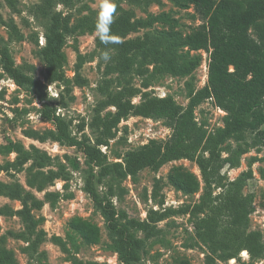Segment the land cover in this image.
I'll return each mask as SVG.
<instances>
[{"label":"trees","instance_id":"1","mask_svg":"<svg viewBox=\"0 0 264 264\" xmlns=\"http://www.w3.org/2000/svg\"><path fill=\"white\" fill-rule=\"evenodd\" d=\"M70 5L77 0H63ZM180 5H192L199 15L201 23L184 36L177 32L166 30L165 48L150 38L144 36L128 37L130 32L145 28L156 19L169 22L166 13L158 17L135 18L128 12H122L114 17L112 31L123 43L109 46L113 51L112 59L105 62L104 78L98 85V91L103 94L94 108L90 126L97 132L94 141L84 133V122L77 131L81 137L72 134L69 122L56 114L55 108L45 101L41 115L53 123L54 128L43 134H38L40 140L51 138L61 145L75 146L86 156L88 162L98 168L97 173L89 171L85 179L84 191L90 196L94 207L104 219L105 230L109 236V248L117 253L121 264H134L141 258L145 243L158 233L157 223L168 214L188 213L194 217V232L199 242L205 246V264H224L231 259L232 264H246L241 260L240 253L245 251L250 264L264 257V240L259 230L248 229L249 215L254 210L253 191L244 192L249 181L254 180L251 164L257 158L252 157L248 168L242 170L236 177L229 179L222 172L224 167L236 168L240 165L241 156L250 149L259 151L264 147V0H177ZM12 4V2H9ZM38 7L50 25L45 33V41L38 54L44 63L45 83L34 79L15 65L14 59L4 46L0 48V67L19 87L35 86L38 88V98L45 99L46 83L64 82L69 91L70 79L65 77L63 64L65 56L63 47L66 36L80 25L72 26L69 16L60 11ZM9 29L15 37H20V30L11 20ZM80 29H85L83 26ZM37 39H35V42ZM98 53L106 50L105 46L95 37ZM164 47V46H163ZM179 47L189 51L204 50L208 53L207 80L201 87L188 85L185 105L177 103L171 95H151L134 86L131 81L111 90V79L107 76L116 72H128L134 63L135 55L142 59L151 57L155 70L176 76L191 74L200 64L197 54L178 53ZM83 56L79 54L76 63V79L85 82L80 74ZM139 69V73H143ZM141 94L138 102L132 98ZM209 99L223 110L222 125L208 131L195 117V109L203 101ZM112 107L113 110L102 114V111ZM129 116H141L161 120L171 129L166 139H149L136 149L128 150L122 162L109 163L107 156L100 150V145H107L114 138L118 124ZM17 152L16 160L5 165L0 164V171H8L9 166L19 172L23 165L32 157L22 150L17 143L0 145V153L10 150ZM188 159L197 164L200 170L203 190L200 198L193 204L180 206L178 209H150L143 219L128 216L125 210H118L110 196V188L101 194L98 183L104 177L112 174L117 179L128 175L135 176L142 168L149 167L157 171L162 165L172 160ZM37 168L29 177L28 184L41 187L61 177L59 170L50 169L43 172L42 168L49 164L46 154H41L34 160ZM76 166V164H75ZM63 167V166H61ZM168 182L185 194H194L200 189V179L186 167L178 165L170 168L167 174ZM216 189H219L216 193ZM159 191L158 180L154 186L155 195ZM0 194L18 199L22 207L17 210L0 207V214H19L25 222L26 237L30 248L36 251L44 241V232H36L37 220L31 214V207H40L41 201L34 199L31 206L28 200L31 194L25 191L18 182L5 183L0 181ZM50 196L56 194L50 193ZM163 198L159 201L162 205ZM69 226L85 245L100 241V227L80 216L70 219ZM137 231L143 233L138 236ZM74 244L73 233H67ZM60 249L70 255L68 242L58 235L51 237ZM71 244V245H72ZM0 264H15L11 250L0 244ZM73 264H84L78 258ZM86 264H98L95 261ZM171 264H192L183 255L173 258Z\"/></svg>","mask_w":264,"mask_h":264},{"label":"rangeland","instance_id":"2","mask_svg":"<svg viewBox=\"0 0 264 264\" xmlns=\"http://www.w3.org/2000/svg\"><path fill=\"white\" fill-rule=\"evenodd\" d=\"M48 3L53 10L69 16L72 26L80 25L85 28L77 27L70 32L63 47L65 56L63 71L71 82L69 91L66 90L64 82L46 83L45 99L41 101L37 95V87L17 86L0 67V145L17 143L32 157L19 172H16L12 166H9L8 171L1 170L0 181L18 182L31 194L28 200L30 206L34 199L41 201L40 207H31V214L37 220L36 232L43 230L45 236L44 241L38 245L36 251H33L29 239L23 234L25 222L22 217L17 213L0 214V244L13 252L15 264H73L74 258L82 260L84 264L89 261L98 264H121L117 253L109 248L110 239L105 230L103 217L83 189L89 171L93 170L97 173L98 168L88 162L79 148L61 145L51 138L45 140L38 138V134L54 128L53 123L41 115L44 101L55 108L56 114L69 122L72 134L81 137L77 127L84 122V133L90 141L93 142L96 137L97 132L90 126V121L95 106L104 98L97 88L105 77V62L100 58L95 46L98 0H77L70 5H65L63 0H0V48L8 47L16 66L34 79L45 83L44 63L38 50L45 41L44 35L50 21L38 11V7L49 9ZM114 3L116 5L114 17L122 12H128L135 18L158 17L166 13L169 22L156 19L151 25L128 34V37L148 34L162 48L167 45L166 42L164 43L166 34L162 32L169 29L184 36L201 23L192 5H180L177 0H114ZM11 20L20 30L18 38L9 29ZM112 53L113 51H110V54ZM178 53L200 56V64L191 74L176 76L157 72L151 57L142 59L139 55H135L133 66L128 72L123 74L113 72L107 76L111 79V90L115 91L118 86L131 81L142 91H148L154 96L171 95L177 103L185 105L188 102L186 96L188 85L198 88L207 80L208 53L204 50L189 51L186 47H179ZM79 54L84 57L80 74L86 79L85 82L77 81L75 75ZM139 69L143 70V73H139ZM140 97L141 94H137L132 98V102H138ZM110 110L113 108L107 107L102 114ZM194 112L197 122L204 124L208 131L221 126L225 114L209 99L197 106ZM170 133L171 129L161 120L129 116L120 121L115 137L109 139L107 145H100V150L106 154L110 164L122 162L128 150L136 149L152 138L166 139ZM41 154H46L50 160L42 171L61 168V177L38 188L29 185L28 179L37 169L34 160ZM16 157L17 152L14 149L0 153V164L12 163ZM252 157L257 158L251 164L254 180L249 181L244 188L245 193L249 191L254 193V210L249 215L248 229L261 231L264 240V147L259 151L255 148L250 149L241 156L238 167H224L222 172L232 179L248 168ZM178 165L186 167L197 175L200 179L199 191L185 194L168 182L167 174L170 168ZM156 180L159 191L155 195ZM109 186L114 192L110 198L115 207L118 210H125L128 216L139 219L145 218L151 208L178 209L180 206L191 205L199 200L204 188L199 167L195 162L185 158L167 162L157 171L144 167L135 176L128 175L121 179L110 174L97 185L101 194L106 193ZM218 190L216 189L214 193ZM50 193L56 196H50ZM162 198L164 202L160 205L159 201ZM4 206L17 210L22 204L18 199L0 194V207ZM75 216L85 218L100 227L101 236L98 243L85 245L80 237L72 232L69 221ZM195 220L188 213L168 214L157 223L158 233L146 241L140 260L134 264H171L173 258L179 255L186 256L192 264H205L206 249L195 236ZM68 231L73 233L74 244L67 240ZM136 234L143 236L140 231ZM55 235L70 242L68 244L70 255L52 241L51 237ZM240 258L245 260L246 264H250L248 255L243 254V251L240 253ZM233 262L235 260L231 259L224 264ZM252 264H264V257L253 261Z\"/></svg>","mask_w":264,"mask_h":264},{"label":"clouds","instance_id":"3","mask_svg":"<svg viewBox=\"0 0 264 264\" xmlns=\"http://www.w3.org/2000/svg\"><path fill=\"white\" fill-rule=\"evenodd\" d=\"M116 14V5L114 0H98L95 18V33L101 44L105 46L101 52L100 58L104 62H109L112 59L109 46L118 45L123 41L113 33L112 24Z\"/></svg>","mask_w":264,"mask_h":264},{"label":"bare ground","instance_id":"4","mask_svg":"<svg viewBox=\"0 0 264 264\" xmlns=\"http://www.w3.org/2000/svg\"><path fill=\"white\" fill-rule=\"evenodd\" d=\"M243 254H246V252H245V251H243Z\"/></svg>","mask_w":264,"mask_h":264}]
</instances>
